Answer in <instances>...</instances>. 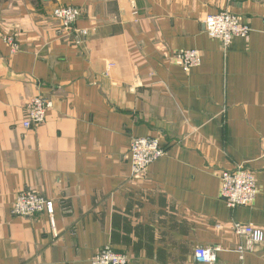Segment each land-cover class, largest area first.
I'll use <instances>...</instances> for the list:
<instances>
[{"label": "crops", "instance_id": "crops-1", "mask_svg": "<svg viewBox=\"0 0 264 264\" xmlns=\"http://www.w3.org/2000/svg\"><path fill=\"white\" fill-rule=\"evenodd\" d=\"M60 6L83 13L77 45L52 17ZM224 11L251 27L226 53L205 30ZM182 50L203 55L188 75L162 56ZM36 96L53 108L27 130ZM148 137L166 154L136 182L126 155ZM262 139L264 0L0 1V264H91L106 246L130 264H197L198 248L218 250L212 264H264V243L230 230L264 229ZM238 167L259 194L232 210L219 172ZM24 190L53 216L14 217Z\"/></svg>", "mask_w": 264, "mask_h": 264}, {"label": "built area", "instance_id": "built-area-1", "mask_svg": "<svg viewBox=\"0 0 264 264\" xmlns=\"http://www.w3.org/2000/svg\"><path fill=\"white\" fill-rule=\"evenodd\" d=\"M82 11L74 6H60L54 9L52 17L59 23L60 30L67 36H73L75 45L80 43V36L85 32L76 30V23L82 16ZM205 30L211 39L219 41L223 51L226 53L231 47L235 38H248L251 27L244 23L240 16L229 11L209 15L205 20ZM6 43L11 48V53L16 54L21 50L20 45L13 37H6ZM164 62H174L185 74L200 67L203 63V55L198 50H182L174 56L164 53ZM53 108V103L49 99L41 96L31 98L26 103V117L23 122L25 129H32L42 126L48 116V112ZM262 143L261 158L264 161V139ZM166 152L160 146L158 140L148 138H135L126 155L132 163V177L136 182L144 180L148 168L165 156ZM220 195L227 207L234 210L239 207H252L259 194L256 175L245 167H238L235 170H225L219 172ZM12 215L18 218H31L47 212L51 217L54 213L53 204L38 195L35 191L24 190L15 198ZM231 232L239 237L248 240L250 245L264 243V229L255 225H244L239 222L230 224ZM251 249L239 247L237 253L241 261ZM217 249L198 248L195 251V261L197 264H212L217 260ZM91 264H130V258L126 254L116 252L111 246L101 249L90 261Z\"/></svg>", "mask_w": 264, "mask_h": 264}, {"label": "trees", "instance_id": "trees-1", "mask_svg": "<svg viewBox=\"0 0 264 264\" xmlns=\"http://www.w3.org/2000/svg\"><path fill=\"white\" fill-rule=\"evenodd\" d=\"M5 1H7V0H5ZM33 1H35V0H33ZM38 1H40V0H38Z\"/></svg>", "mask_w": 264, "mask_h": 264}, {"label": "rangeland", "instance_id": "rangeland-1", "mask_svg": "<svg viewBox=\"0 0 264 264\" xmlns=\"http://www.w3.org/2000/svg\"><path fill=\"white\" fill-rule=\"evenodd\" d=\"M0 1H3V0H0Z\"/></svg>", "mask_w": 264, "mask_h": 264}]
</instances>
